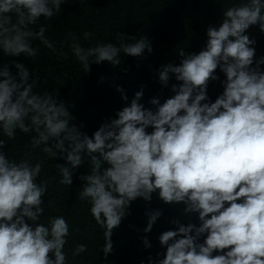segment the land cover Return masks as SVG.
Segmentation results:
<instances>
[{
    "label": "clouds",
    "instance_id": "obj_1",
    "mask_svg": "<svg viewBox=\"0 0 264 264\" xmlns=\"http://www.w3.org/2000/svg\"><path fill=\"white\" fill-rule=\"evenodd\" d=\"M65 2L0 0V53L34 57L36 40L55 53L46 28L33 31L31 26L52 19ZM253 26L264 33V0L222 8L221 18L206 28L202 50L180 49L178 65L158 69L162 88L173 77L178 82L171 84L172 96L163 103L150 99L153 110L140 103L141 89L91 136L73 123L57 95L37 89L38 77L24 63L13 59L0 66V132L8 140L16 138L17 130L31 134L30 147L18 160L3 151L7 141L0 139V264L67 262L65 217L39 222L49 182H37L42 164L28 157L41 145L46 156L64 161L55 165L61 185L72 186L73 170L87 159L90 167L78 177L83 182L78 198L91 205V217L104 230L105 260L131 203L138 198L151 202L156 193L164 204L184 205L189 222L171 221L174 230L158 237L166 251L158 252L157 259L149 255L148 264H264V56L256 58V40L247 34ZM83 35L85 40L92 36ZM69 36L85 74L93 63L120 65L121 53L140 57L145 50L152 52L150 40L136 36L118 35L119 46L87 48L75 34ZM60 57L67 59L63 52ZM213 81L223 89L214 101L208 96ZM117 91L128 100L122 88ZM194 214L198 224L191 222ZM145 215L143 232L149 233L163 211L146 210ZM142 239L145 248L152 247L147 236ZM86 250L78 244L73 258Z\"/></svg>",
    "mask_w": 264,
    "mask_h": 264
},
{
    "label": "trees",
    "instance_id": "obj_2",
    "mask_svg": "<svg viewBox=\"0 0 264 264\" xmlns=\"http://www.w3.org/2000/svg\"><path fill=\"white\" fill-rule=\"evenodd\" d=\"M241 0H66L61 5V12L52 19L41 18L36 25L31 26L38 31L40 26L46 28L45 38L56 49L45 47L39 40L33 42L37 54L26 58H12L0 53V66L15 59L29 68L34 78L38 77V90L47 89L57 95L58 102H63L73 115V123L89 136L106 120L115 118L116 112L133 99L136 92L143 89L140 103L146 108L154 106L150 99L158 98L161 103L173 95L171 84L178 83L173 77L168 88H162L158 79V69L164 64L178 65L181 57L180 49L186 53H198L207 42L206 28L210 23H216L221 18V9L240 3ZM84 32L92 34L91 39H84ZM69 33L75 34L82 47H94L98 44L115 43L119 46L118 35L124 37L136 36L149 39L152 52L147 50L140 57L120 55V65L112 66L105 61L90 65V73L84 72L80 63L72 54L73 43ZM256 40V58L264 56V33L258 26H253L247 33ZM127 42V41H125ZM63 52L67 59L60 57ZM60 57V58H58ZM264 68V65H262ZM10 71L15 68L10 65ZM216 74L224 79L223 74ZM122 88L128 100L121 99ZM219 82L208 85V96L212 101L222 92ZM82 126V127H81ZM151 131V129H148ZM0 139L7 141L3 151L11 159H20L30 147L31 134L17 130L16 138L8 140L0 132ZM51 144V141H50ZM43 145L32 150L28 157L30 162L41 163L42 171L37 182L47 180L48 192L43 197L44 215L40 223H47L51 216H64L69 224L68 243L65 245L66 264H148V256L157 259L158 252L166 249L160 247L158 237L167 230H174L171 223L179 219L188 223L189 217L183 213L184 205H168L161 202L153 193L151 202L142 198L133 201L129 214L114 230L113 252L104 259L102 247L104 244L103 229L96 225L90 215L91 205L81 201L79 193L83 182L80 175L89 170L85 163L73 170V185H61V179L56 164L64 163L45 155ZM161 209L163 215L153 225L152 231L143 232L147 226L146 210ZM191 222L198 224L195 214ZM147 236L151 248H145L143 237ZM202 242V241H201ZM78 244H85L87 250L73 258L72 251ZM162 258V257H159Z\"/></svg>",
    "mask_w": 264,
    "mask_h": 264
}]
</instances>
